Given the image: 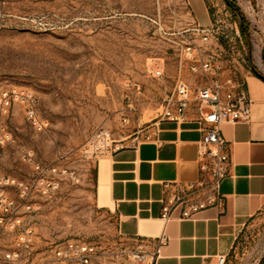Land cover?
<instances>
[{
    "label": "rangeland",
    "instance_id": "obj_1",
    "mask_svg": "<svg viewBox=\"0 0 264 264\" xmlns=\"http://www.w3.org/2000/svg\"><path fill=\"white\" fill-rule=\"evenodd\" d=\"M205 3L221 72L237 83L264 74V0ZM196 26L188 0H0V264H56L70 241L93 248L88 264H137L136 243L98 203L83 149L98 127L118 145L148 136L176 79L195 77L183 49L200 39ZM17 93L37 99L41 126ZM263 258L264 207L226 264Z\"/></svg>",
    "mask_w": 264,
    "mask_h": 264
},
{
    "label": "crops",
    "instance_id": "obj_2",
    "mask_svg": "<svg viewBox=\"0 0 264 264\" xmlns=\"http://www.w3.org/2000/svg\"><path fill=\"white\" fill-rule=\"evenodd\" d=\"M192 1L188 4L197 26L210 27L205 0H196L207 15L204 25ZM243 83L251 101L250 120L223 126L229 173L216 200L190 217L182 215L181 206L171 208L168 220L162 215L174 183L186 185L201 177L203 131L196 108L181 121L158 118L146 138L118 145L96 161L97 200L115 215L119 232L152 250L164 231L167 242L153 264H218V257L228 258L236 249L264 207V80L249 71Z\"/></svg>",
    "mask_w": 264,
    "mask_h": 264
},
{
    "label": "built area",
    "instance_id": "obj_3",
    "mask_svg": "<svg viewBox=\"0 0 264 264\" xmlns=\"http://www.w3.org/2000/svg\"><path fill=\"white\" fill-rule=\"evenodd\" d=\"M193 30L200 33L201 37L198 40L188 41L183 50L186 52L187 60L192 62L190 72L195 77L184 78L180 75L176 79L172 91L164 99L161 118L181 121L187 117L192 107L196 108L203 131L200 141L201 177L186 185L174 183L172 194L164 200L162 216L166 220L169 219L170 210L174 206H181L182 215L190 217L193 212L216 200L219 184L228 175L231 164L230 150L222 136L223 126L246 123L250 120L251 101L245 84L237 83L232 77L221 72L220 54L216 51L215 43L211 38L216 29L211 25L210 27L196 26ZM156 75L162 76L163 71L157 70ZM16 96L26 102L29 119L35 125L41 126L43 123L35 110L37 99L32 94L17 93ZM117 148L118 144L110 130L98 127L92 132L83 153L86 157L97 161ZM7 206L12 207V204L9 203ZM17 222L20 225L21 221ZM21 227L23 233L32 232L24 225ZM27 240L25 238L21 242L26 243ZM166 242L167 237L162 231L152 250L143 244H136L129 255L137 264H153L160 255L162 245ZM92 250L93 248L88 245L70 241L66 247L56 250V264H88L89 253ZM18 256V251L6 254L10 260ZM217 262L226 264L227 258L220 256Z\"/></svg>",
    "mask_w": 264,
    "mask_h": 264
},
{
    "label": "trees",
    "instance_id": "obj_4",
    "mask_svg": "<svg viewBox=\"0 0 264 264\" xmlns=\"http://www.w3.org/2000/svg\"><path fill=\"white\" fill-rule=\"evenodd\" d=\"M231 8L235 9L234 5H231ZM240 27H241L242 35L245 38L246 44L249 47V39H248L249 29H248L247 22L244 19V17H242V20L240 21ZM260 264H264V258Z\"/></svg>",
    "mask_w": 264,
    "mask_h": 264
},
{
    "label": "water",
    "instance_id": "obj_5",
    "mask_svg": "<svg viewBox=\"0 0 264 264\" xmlns=\"http://www.w3.org/2000/svg\"><path fill=\"white\" fill-rule=\"evenodd\" d=\"M254 71H255V73H256L261 79L264 80V74H263V73H260V72L257 71V70H254Z\"/></svg>",
    "mask_w": 264,
    "mask_h": 264
}]
</instances>
